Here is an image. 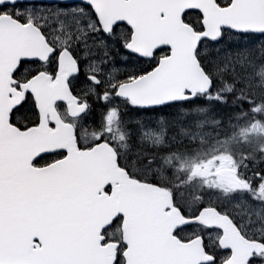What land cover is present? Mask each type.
Instances as JSON below:
<instances>
[{"label":"snow or ice","instance_id":"snow-or-ice-1","mask_svg":"<svg viewBox=\"0 0 264 264\" xmlns=\"http://www.w3.org/2000/svg\"><path fill=\"white\" fill-rule=\"evenodd\" d=\"M262 140L264 0H0V264H264Z\"/></svg>","mask_w":264,"mask_h":264},{"label":"flooded vegetation","instance_id":"flooded-vegetation-1","mask_svg":"<svg viewBox=\"0 0 264 264\" xmlns=\"http://www.w3.org/2000/svg\"><path fill=\"white\" fill-rule=\"evenodd\" d=\"M90 130H92V129H88V131H90ZM258 144H264V140H262V141H257L255 144H253L252 145V147H255V146H257ZM239 147V146H238ZM238 156H239V152H238ZM200 163H202V161H197L194 165H193V167L187 172V175H186V178H185V181H186V184H187V182H188V179L190 178V177H192V176H194V175H198L199 173H198V165L200 164ZM176 181L178 182V183H180V184H183V179H176ZM200 181L199 180H196V181H194L193 182V184L191 185V186H189V188H187L186 190L188 191V194L190 195V196H192V197H195V196H197V195H199L200 194V191H199V185H200ZM185 184V185H186ZM205 195H207V193H205Z\"/></svg>","mask_w":264,"mask_h":264},{"label":"rangeland","instance_id":"rangeland-1","mask_svg":"<svg viewBox=\"0 0 264 264\" xmlns=\"http://www.w3.org/2000/svg\"><path fill=\"white\" fill-rule=\"evenodd\" d=\"M153 131H155V130L152 129V128H143V129L141 130V133H142V135H143L144 133H151V132H153Z\"/></svg>","mask_w":264,"mask_h":264}]
</instances>
